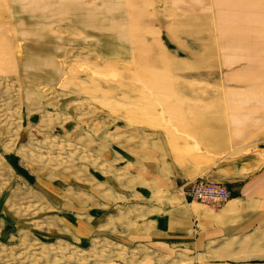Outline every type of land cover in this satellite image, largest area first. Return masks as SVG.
<instances>
[{
  "label": "rangeland",
  "instance_id": "obj_1",
  "mask_svg": "<svg viewBox=\"0 0 264 264\" xmlns=\"http://www.w3.org/2000/svg\"><path fill=\"white\" fill-rule=\"evenodd\" d=\"M246 5L0 0V264H150L116 218L142 193L264 162V28Z\"/></svg>",
  "mask_w": 264,
  "mask_h": 264
},
{
  "label": "crops",
  "instance_id": "obj_2",
  "mask_svg": "<svg viewBox=\"0 0 264 264\" xmlns=\"http://www.w3.org/2000/svg\"><path fill=\"white\" fill-rule=\"evenodd\" d=\"M246 2L248 19L262 21L264 28V0ZM204 176L227 185L231 197L219 206L192 200L184 193L187 180L180 185L179 193L169 190L165 198L150 194L144 199L142 193V199H137L131 209L133 217L118 209L121 214L117 222L127 226L133 223L126 233L128 240L138 241L133 243V250L140 252L141 262L264 264V162L259 164L257 158L248 157L197 178Z\"/></svg>",
  "mask_w": 264,
  "mask_h": 264
},
{
  "label": "built area",
  "instance_id": "obj_3",
  "mask_svg": "<svg viewBox=\"0 0 264 264\" xmlns=\"http://www.w3.org/2000/svg\"><path fill=\"white\" fill-rule=\"evenodd\" d=\"M186 195L192 200L219 203L229 199L231 192L226 186L208 180L191 184L189 189L186 190Z\"/></svg>",
  "mask_w": 264,
  "mask_h": 264
},
{
  "label": "bare ground",
  "instance_id": "obj_4",
  "mask_svg": "<svg viewBox=\"0 0 264 264\" xmlns=\"http://www.w3.org/2000/svg\"><path fill=\"white\" fill-rule=\"evenodd\" d=\"M8 30H10L9 28H7ZM10 32H11V30H10ZM154 96V95H153ZM168 98V97H167ZM148 101V100H147ZM137 104V103H136ZM148 104V103H147ZM136 108V107H135ZM151 125V124H150ZM199 150V149H198ZM199 156V155H198ZM192 157V156H191ZM201 157V156H200ZM204 160V159H203ZM207 161H209V160H207ZM194 208V207H193Z\"/></svg>",
  "mask_w": 264,
  "mask_h": 264
}]
</instances>
